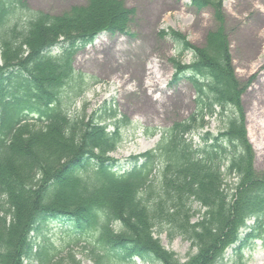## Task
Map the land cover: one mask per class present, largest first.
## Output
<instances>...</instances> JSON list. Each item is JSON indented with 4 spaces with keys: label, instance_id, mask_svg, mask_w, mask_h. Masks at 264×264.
I'll list each match as a JSON object with an SVG mask.
<instances>
[{
    "label": "trees",
    "instance_id": "obj_1",
    "mask_svg": "<svg viewBox=\"0 0 264 264\" xmlns=\"http://www.w3.org/2000/svg\"><path fill=\"white\" fill-rule=\"evenodd\" d=\"M192 1L213 6L222 19L223 0ZM15 3L0 0V264H60L59 247L30 236L44 235L48 218L70 220L81 235L97 231L91 249L97 264L134 255L161 264H227L225 253L234 245L241 258L245 246L264 235V171L255 168L241 114L244 88L224 29L210 32L202 47L170 31L180 45L171 59L174 80L191 82L195 111L168 128L143 163L123 172L110 153L122 141L125 119L116 110L95 120L70 116L69 100L60 96L75 77V49L101 30L124 31L134 11L121 0H90L62 14L30 10L24 19ZM61 37L71 45L63 56L44 52ZM185 52L192 53L189 63ZM218 112L223 128L200 134L202 144L194 145L192 135ZM35 114L45 123L27 122ZM163 227L196 251L182 261L156 236ZM99 246L107 251L101 254ZM69 258L78 263L74 254Z\"/></svg>",
    "mask_w": 264,
    "mask_h": 264
},
{
    "label": "rangeland",
    "instance_id": "obj_2",
    "mask_svg": "<svg viewBox=\"0 0 264 264\" xmlns=\"http://www.w3.org/2000/svg\"><path fill=\"white\" fill-rule=\"evenodd\" d=\"M90 0H19L16 9L25 19L31 11L61 14L74 7L88 5ZM135 14L127 25L128 34L103 33L96 41L74 55L76 71L70 86L63 90L68 98L71 116H85L86 120L110 117L117 110L121 124L122 141L111 156L121 168L130 169L134 157L156 147L162 133L175 122L190 117L195 109L194 89L185 78L174 82L171 59L178 56L180 45L171 30L184 36L193 46L202 47L208 34L222 27L229 42L230 61L234 74L244 88L240 99L241 114L245 118L247 138L254 148L255 168L264 171V113L256 116L261 107L264 112V0H223L222 19L217 18L213 6L198 8L190 0H121ZM260 43L262 47L260 48ZM57 51V49H55ZM189 63L191 53L184 54ZM158 74V85L152 86L147 75ZM128 78L124 84L123 78ZM81 86V89L78 87ZM130 88V90H128ZM83 89V94L76 92ZM262 101L263 103H260ZM108 111V112H107ZM220 113L207 117V125L198 131L216 135L223 128ZM111 120H108L110 123ZM110 128L109 130H112ZM193 139L200 141L197 133ZM142 159L141 161H143ZM232 175L228 182L234 183ZM195 209L200 208L194 204ZM254 220L249 221L252 225ZM68 224L52 220L42 228L44 235L60 253V264H72L69 256L75 255L78 263L97 264L91 254L93 237L79 239L70 247ZM156 234L163 246L174 251L182 260L195 252L190 241L182 236L169 237L167 228H157ZM55 259V260H56ZM113 259L107 264H121ZM227 264H264V235L248 243L241 258L234 247L226 251ZM29 264H38L32 262ZM134 264H160L136 258Z\"/></svg>",
    "mask_w": 264,
    "mask_h": 264
},
{
    "label": "bare ground",
    "instance_id": "obj_3",
    "mask_svg": "<svg viewBox=\"0 0 264 264\" xmlns=\"http://www.w3.org/2000/svg\"><path fill=\"white\" fill-rule=\"evenodd\" d=\"M262 34H264V32ZM259 38H260V40L262 42H264L263 35L259 36ZM261 47H262V44L260 43V48ZM263 74H264V72L261 75H263ZM147 78H148V82L150 83V85H152V86H157L158 85V74H155L154 72H151V73H149L147 75ZM123 82H124V84L127 83L128 82V78L124 77L123 78ZM263 85H264V83H263ZM128 90H130V88H128ZM259 102L263 103L262 101H259ZM263 113L264 112L261 110V107H258L257 110H256V116H261V115H263Z\"/></svg>",
    "mask_w": 264,
    "mask_h": 264
}]
</instances>
